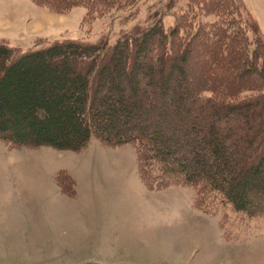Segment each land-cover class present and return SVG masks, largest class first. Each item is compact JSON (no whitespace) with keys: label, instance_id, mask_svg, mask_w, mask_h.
Here are the masks:
<instances>
[{"label":"trees","instance_id":"obj_1","mask_svg":"<svg viewBox=\"0 0 264 264\" xmlns=\"http://www.w3.org/2000/svg\"><path fill=\"white\" fill-rule=\"evenodd\" d=\"M30 1L56 13L83 7L89 25L141 0ZM179 1L173 26L159 20L109 48L40 39L18 53L1 41L0 141L66 151L92 139L132 145L148 189L186 187L204 212L222 202L261 215L264 39L237 0H172L170 7ZM57 178L73 185L64 173Z\"/></svg>","mask_w":264,"mask_h":264},{"label":"rangeland","instance_id":"obj_2","mask_svg":"<svg viewBox=\"0 0 264 264\" xmlns=\"http://www.w3.org/2000/svg\"><path fill=\"white\" fill-rule=\"evenodd\" d=\"M171 2L141 0L88 25L83 7L56 13L30 0H0V42L18 53L40 39L109 48L159 20L173 26L184 1ZM237 2L264 39V0ZM0 264H264V213L250 217L222 202L204 212L190 188L148 189L132 145L92 139L66 151L0 141Z\"/></svg>","mask_w":264,"mask_h":264}]
</instances>
